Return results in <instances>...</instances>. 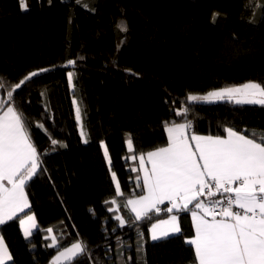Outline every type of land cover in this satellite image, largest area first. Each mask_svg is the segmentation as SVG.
<instances>
[{
    "label": "trees",
    "instance_id": "obj_1",
    "mask_svg": "<svg viewBox=\"0 0 264 264\" xmlns=\"http://www.w3.org/2000/svg\"><path fill=\"white\" fill-rule=\"evenodd\" d=\"M248 1L26 0L22 10L19 0H0V100L29 73L47 69L9 102L23 112L41 159L26 188L31 207L25 213L34 214L37 227L25 238L19 219L0 225L13 257L9 264H49L59 250L47 247L49 228L59 248L86 243L87 251L71 264H194L184 243L191 233L187 213H180L181 233L153 241L149 226L168 214L135 221L124 202L141 191L133 171L138 155L166 145L165 122L190 120V134L198 135H224L225 127L264 130L262 106L186 101L190 92L264 84V0H254L251 11ZM121 21L127 32L117 27ZM69 59L74 66L66 67ZM68 71L74 72L72 86ZM183 107L187 114L177 116ZM113 172L125 196H116Z\"/></svg>",
    "mask_w": 264,
    "mask_h": 264
},
{
    "label": "snow or ice",
    "instance_id": "obj_2",
    "mask_svg": "<svg viewBox=\"0 0 264 264\" xmlns=\"http://www.w3.org/2000/svg\"><path fill=\"white\" fill-rule=\"evenodd\" d=\"M19 5L22 10H27L26 0H19ZM83 6L88 7L87 4ZM216 15L213 14V20ZM117 27L122 32L128 30L126 21H121ZM75 63L69 59L66 67ZM42 71L47 69L26 75L7 91V100H0V225L19 219L25 238L37 227L35 216L25 213V209L31 207L26 188L37 174L41 159L23 112L9 102L16 89ZM73 76V71L67 72L70 86ZM3 87L0 82V88ZM221 100L264 107V84L248 81L205 94L190 92L186 96L190 103ZM73 104H76L75 100ZM188 110L183 107L176 115H186ZM75 115L81 138L87 143L80 107H76ZM191 128L190 120L164 123L167 143L140 154L142 177L137 176L136 186L141 191L126 197L124 207L134 214L135 221L151 220L150 214H168L167 219L151 224L149 232L153 241L181 233L179 214L190 213L195 234L184 243L194 252V264H264V130L241 131L225 127L224 135H189ZM58 143L66 147L51 139L53 146ZM126 144L132 152L131 136ZM100 146L110 166L108 148L103 141ZM131 158L136 159V156ZM112 180L116 196H125L114 172ZM165 202L168 206L161 208ZM111 203L115 205L117 200L112 199ZM109 211L118 209L109 208ZM20 213L25 215L21 217ZM115 219L121 227L126 223L119 215ZM47 232L51 234L53 229L49 228ZM139 235L142 239L143 233ZM50 238L52 243L47 247L59 249L50 264H71L87 251L82 240L59 248L56 237ZM142 249L143 245L138 244L137 251ZM11 261L13 257L0 236V264Z\"/></svg>",
    "mask_w": 264,
    "mask_h": 264
},
{
    "label": "crops",
    "instance_id": "obj_3",
    "mask_svg": "<svg viewBox=\"0 0 264 264\" xmlns=\"http://www.w3.org/2000/svg\"><path fill=\"white\" fill-rule=\"evenodd\" d=\"M177 123H185V122H177ZM166 133V132H165ZM189 135H191L190 134V132H189ZM166 136H167V133H166ZM165 146V145H164ZM144 154H146V153H144ZM139 156L140 155H138V157H137V170H138V172H139V176H141L142 177V172L139 170V163H140V161H139ZM145 159H146V155H145ZM147 167H150V165H146ZM166 204H167V202H165ZM25 211H27V209H25ZM27 214H32V215H34L32 212H27ZM25 215V214H24ZM23 215V216H24ZM134 215V214H133ZM22 216V217H23ZM162 219H167V216L166 217H163ZM187 219H188V223H189V227H190V229H191V233H190V235L188 236V237H186V239L187 238H191L195 233H194V227H193V224H192V219H191V214L190 213H187ZM157 221V220H156ZM156 221H154V222H152V223H155ZM151 223V224H152ZM179 224H180V228L182 229V227H181V215L179 214ZM151 227V225L149 226V228ZM22 230V229H21ZM34 230V229H33ZM33 230H32V232H33ZM22 232H23V230H22ZM148 234H149V237H150V239H151V234H150V232H149V229H148ZM49 236H54L53 235V233H51V234H49ZM51 243H52V241H51ZM54 255H56V253L54 254Z\"/></svg>",
    "mask_w": 264,
    "mask_h": 264
},
{
    "label": "rangeland",
    "instance_id": "obj_4",
    "mask_svg": "<svg viewBox=\"0 0 264 264\" xmlns=\"http://www.w3.org/2000/svg\"><path fill=\"white\" fill-rule=\"evenodd\" d=\"M253 3H254V0H249L248 4L246 6V9L251 11V7H252ZM180 30L183 32H187L189 30L188 24L181 25ZM50 262H51V260H50ZM50 262H49V264H50Z\"/></svg>",
    "mask_w": 264,
    "mask_h": 264
}]
</instances>
